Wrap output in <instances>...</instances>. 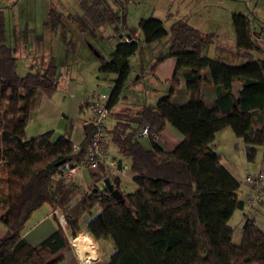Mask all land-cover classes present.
<instances>
[{"label":"trees","instance_id":"16d2710c","mask_svg":"<svg viewBox=\"0 0 264 264\" xmlns=\"http://www.w3.org/2000/svg\"><path fill=\"white\" fill-rule=\"evenodd\" d=\"M97 1L91 5L98 8ZM112 2L119 8L109 5L104 8L109 17L96 19L123 37L107 58L96 50L98 72L116 75L109 95L103 93L109 97L108 119L113 120L108 126V119L105 122L104 146L107 151L116 148L117 155L130 163L137 189L126 193L118 186L125 202L114 199L96 181L99 176L111 182L118 178L104 165L98 172L84 166L95 181L87 190L62 175L58 164L80 166L91 142L93 131L86 126L84 142L75 147L76 119H69L60 136L48 131L28 137L27 128L37 120L42 100L59 89V69L51 60L40 70L32 65L20 76L19 58L6 44L5 24L0 20V225L4 228L0 264L64 263L69 240L59 224L38 245L24 237L26 224L44 205L65 216L73 236L85 232L97 242L111 243L113 251L104 264H264V231L256 221L264 208V187L262 200L249 206L242 198V181L215 149L217 135L227 129L245 145L247 162L255 163L258 149L264 148V59L254 58L262 50L252 17L232 14L235 56L242 60L235 65L210 57L208 49L218 43V36L192 27L185 18L169 28L157 17L142 18L137 23L140 37L129 34L128 42L122 33L127 0ZM146 46L152 52L151 74L167 59L176 60L173 78L164 82L169 90L155 104L119 109L127 99L131 59H139ZM139 67L131 86L145 80L147 68L141 59ZM183 83L189 98L174 101ZM235 84L240 85L237 96ZM206 89L214 100L208 99ZM168 125L183 138L173 151L156 140ZM143 127L149 129L148 148L139 137ZM123 164L118 161L119 167ZM246 206L249 210L239 224L230 226L234 214ZM96 209L99 212L86 221ZM237 230L242 232L240 244L234 243Z\"/></svg>","mask_w":264,"mask_h":264},{"label":"crops","instance_id":"0c3cea01","mask_svg":"<svg viewBox=\"0 0 264 264\" xmlns=\"http://www.w3.org/2000/svg\"><path fill=\"white\" fill-rule=\"evenodd\" d=\"M173 1L168 2V5L165 9L164 7L158 6L157 11L154 12L153 15L149 13V15L147 14L142 15L145 17H141V18L139 17V19L137 20L134 18V20H132L133 23L136 25V28L134 30H131V28L129 27L130 11L128 12L126 10V26L124 27L122 32L123 36L128 38L129 34H134L140 37V32L137 29V23L142 18H147L150 16L157 17L162 21H164L165 26L167 28H169L173 22L185 18L188 21L189 25H191L192 27L204 33H214L218 36L219 38L218 43L214 44L208 49V55L210 57H222L225 61L237 65L241 63L242 60L236 58L234 45L231 48V53L229 55L225 54V52L221 50V45L223 47L226 46V44H228L225 41L226 39L228 40V42L234 43L235 35L229 41V39L226 38L225 35L222 34L219 30L220 27L225 28L230 25V22L232 21L231 15L233 13L241 12L244 14H248L252 17L253 19L252 28L260 32V36L258 37L257 40L258 44L264 41V33H261V30L264 29V0H257L255 6H253V8L251 7V9H249L245 0H173ZM111 3L114 4L113 2ZM226 3H227V7L225 6ZM188 4H191V6L193 5L192 6L193 9H190L188 11V7H187ZM228 4L229 5L231 4V8L229 7ZM112 6L115 8V10H117L119 8V3H115ZM174 9H179V11ZM246 9H248L247 12ZM47 20L48 17L46 18L45 21L46 23ZM215 28H217V30ZM111 29H113L112 26ZM30 30H32V32L35 31L34 28H31ZM32 35H36V34H32ZM49 35L50 37H52L54 34L48 33V37ZM56 35L58 34L55 33V36ZM42 36H44V34L41 33V37ZM110 38H112V36ZM122 39L123 37L119 36V40L117 42L122 41ZM142 53L140 54L141 56L138 59V63H137L136 72L138 74L140 73L139 60L141 59L143 61ZM259 55L260 54H255L254 58L256 60L261 59ZM151 62H152V54L149 61V65L145 64L143 61L144 66L147 68L144 82L139 85L130 86L128 90L130 93L126 92L127 99L121 101V103L119 104V109H123L125 107H137L143 104H155L161 95H164L168 92L169 90L168 85L164 82H167L173 78L176 70V60L173 58L167 59L157 67L155 74L150 73L149 67L151 65ZM89 63L92 64L93 61L88 59V62H86V64ZM32 65H30V67ZM98 68H99V62L97 64H95L94 62V64H92V71L94 70L92 72V76L95 79V82L97 84L98 83L107 84V86L111 90L113 86V80L116 78V75L100 74L98 72ZM239 89H240V85L235 84L233 87V92L236 96L238 95ZM179 91L180 93H178ZM179 91H177L176 94H179L180 101L188 100L189 94L185 90L184 83L182 84V87ZM205 91L208 99L214 100L215 98L214 94L208 89H206ZM107 94L109 95V93ZM63 103H67V102L64 101ZM88 103H89V97L83 99L81 97L78 98L71 97L70 103L66 105L64 108L62 104L60 103L57 104L55 100V95L52 98H44L42 100V104L39 110L37 120L32 122L27 128L28 137L29 136L35 137L48 131H54L57 136H60L65 133L68 127L69 119H76L77 121L74 124L72 141L75 147H79L85 140V123L88 122L92 116ZM52 121H58L59 126L57 128L50 127ZM112 122L113 120L109 118L107 122V126L110 125V123ZM231 135H233V138H231L232 137ZM227 138L232 139V144L230 146V152L226 151L227 152L226 154L222 150L218 149V144L221 145L224 144V141ZM182 139H183L182 136L178 134L173 127L168 125L165 131L160 136H158L156 140L167 151H173L181 143ZM1 147H2V137L0 134V148ZM215 149L222 156V161L224 165L233 174V176L238 180L242 181V198L246 202L249 198L253 196L254 191L250 186L243 183V179H245V177L249 175L250 172H253L252 174L264 172V148L258 149V158L255 163L247 162L244 154L245 145L240 139H238L235 136L232 130L227 129L220 132L217 135L215 141ZM108 152L111 159L116 161H122L124 162V164H128V165L130 164L127 160L121 159L120 156L117 155L116 148H112L108 150ZM80 171H82V175L84 176L85 181L82 179V177L77 178ZM244 174L246 175L243 178L242 175ZM117 176L118 178H116V180L112 182H116L118 180L120 189L122 191L126 193H130L137 189L136 185L133 182L134 175H132V173L126 174L125 176H120V175ZM129 180L132 181V183L134 184L133 186L129 184ZM73 181L84 190L89 189L91 186L95 184V181L92 179V173L85 167H80ZM96 181H98L99 186L102 188V186L104 185L103 177L99 176V178ZM43 207H45V205L33 213L32 217L27 223L28 225H30V227L29 226L27 227L26 224L24 237L31 245L34 246L40 244L42 241H44L49 236H51L58 227L57 220L53 217L52 209L50 208V206L47 205L48 208H46L44 212H41V209ZM256 207L258 206L256 205ZM248 210L249 208L246 206L245 210L242 211V215ZM256 221L258 228L261 231H264V215L262 213L257 215ZM3 235H4V228L0 229V238L3 237ZM241 240H242V232L240 230H237L234 234V243L240 244ZM99 243L104 244L106 243V241ZM63 254L65 257V261L63 264H75V258L72 252L70 251V248L66 249L63 252Z\"/></svg>","mask_w":264,"mask_h":264},{"label":"rangeland","instance_id":"374dc122","mask_svg":"<svg viewBox=\"0 0 264 264\" xmlns=\"http://www.w3.org/2000/svg\"><path fill=\"white\" fill-rule=\"evenodd\" d=\"M112 1L115 0H98L97 3L99 5L98 8H96L91 5L94 0H0V20H3L5 24L6 44L13 49L16 57L19 58L18 72L20 76H25L29 72V67L32 64H34L36 70H40L49 61L52 60L55 62L60 74V88L55 94V100L57 104H62L64 108L70 103L71 97H81L82 99L89 97L90 99L94 91L110 93V88L107 84H97L95 82L92 76V72L94 71H92V64H94V62L95 64L98 63L94 50L99 51L107 58L119 40V36L111 29V25H99L96 23V19L101 15L107 14L108 16L106 17H109V14L107 12L105 13L104 8L109 5L112 6ZM172 1L173 0H127V5H125V7L128 12L130 11L129 27L131 30H134L136 28V25L132 21L134 18L137 20L139 17H145L142 15H149V13L153 15L154 12L157 11L158 6L164 7L165 9L168 2ZM245 1L249 9H251V7L253 8L257 3V0ZM101 2H103V4H100ZM192 6L191 4L187 5L188 11L193 9ZM225 6L227 7V3ZM229 7L231 8V4ZM113 9L115 10L114 7ZM108 10L110 11L109 8ZM174 10L179 11V9ZM247 11L248 9H246V12ZM47 17L48 20L46 23ZM230 25L225 28L220 27L219 30L229 41L235 35L232 28V21ZM31 28H34L35 31L32 32V30H30ZM215 29L217 30V28ZM41 33L44 34V36H42L43 38L41 37ZM48 33L54 35L52 37L49 35L48 37ZM55 33L58 35L55 36ZM111 36L112 38H110ZM225 41L228 44L223 47L221 45V50L229 55L231 53V48L233 45L235 47L236 42L234 41V43H231L228 42L227 39ZM259 44L263 51L259 56L261 59H264V41ZM151 54L150 47L146 46L143 50L142 58L147 65H149ZM88 59L93 61V63L86 64ZM137 63L138 56L131 60L132 72L126 89L128 93H130L128 91L131 86L130 83H134V79L138 74L136 72ZM178 99L179 94H176L174 101H179ZM64 101L67 103H63ZM58 126V121L51 122L50 127L57 128ZM231 136V138H233V135ZM143 139V145L148 148L149 142L146 138ZM231 144L232 139L227 138L224 144H218V149L227 154L226 151L230 152ZM252 173L253 172H250L249 174ZM245 175L246 174L242 175V177L244 178ZM78 177H82L84 180L82 171L79 172L77 178ZM129 184L131 186L134 185L130 180ZM46 208H48L47 205L41 209V212H44ZM98 212L99 210L96 209L94 215L86 216L85 220L89 221ZM262 214L264 215V208L262 209ZM53 217L55 218V216ZM241 218L242 211H237L229 222L230 226L238 225ZM55 219L60 225L58 219ZM28 226L30 227V225L27 224V227ZM0 229H3L2 225H0ZM72 237L73 242H75L74 245L76 247L82 245L85 247L86 251L85 253L83 252L85 255L79 257L77 250L72 248L69 242V248L75 258V264H83L81 259L85 261V264H104L113 251L111 243L106 242L100 244L89 236L88 233L82 232L77 236H73L72 234Z\"/></svg>","mask_w":264,"mask_h":264},{"label":"built area","instance_id":"2783aa9c","mask_svg":"<svg viewBox=\"0 0 264 264\" xmlns=\"http://www.w3.org/2000/svg\"><path fill=\"white\" fill-rule=\"evenodd\" d=\"M127 41L129 42L130 39L128 38ZM108 101L109 97L99 91H94L91 94L88 106L91 110L92 116L91 119L85 123V127L90 126L93 133L91 134V142L87 150V155L80 166L73 163H67L61 167V173L65 178H74L77 175L80 167L84 166H88L89 170L91 171L98 172L100 165H104L109 170V172L114 175L116 174L125 176L126 174H131L130 165L123 164L122 167H119L118 161L110 158L109 152L104 146V142L107 139L105 122L109 117ZM139 137L149 138V129L147 127H143L139 134ZM243 183L256 190V195L248 199L249 206H252L256 202L262 200L263 195L261 191L264 187V172H260L257 175L247 176ZM53 216L58 219L61 228L69 238L71 247L77 250V254L80 257V252L74 245L72 231L68 226L65 216L58 210H55L53 212ZM81 262L85 264V261L82 259Z\"/></svg>","mask_w":264,"mask_h":264},{"label":"water","instance_id":"95a60500","mask_svg":"<svg viewBox=\"0 0 264 264\" xmlns=\"http://www.w3.org/2000/svg\"><path fill=\"white\" fill-rule=\"evenodd\" d=\"M94 53L98 58L100 57L99 53L96 50H94ZM59 166H64V162L59 163L58 167ZM104 186H105V189H107L110 192L111 196L114 199L119 200L122 203L125 202L122 192L116 188L119 186L118 180L116 182H111L110 179H105Z\"/></svg>","mask_w":264,"mask_h":264},{"label":"bare ground","instance_id":"6f19581e","mask_svg":"<svg viewBox=\"0 0 264 264\" xmlns=\"http://www.w3.org/2000/svg\"><path fill=\"white\" fill-rule=\"evenodd\" d=\"M77 248H78V251L80 252V256H81V255H85V254H84V253L86 252V251H85V247H83L82 245H79ZM83 252H84V253H83Z\"/></svg>","mask_w":264,"mask_h":264}]
</instances>
